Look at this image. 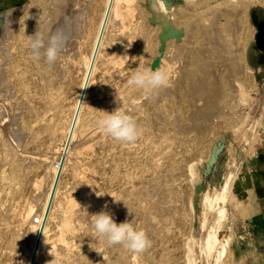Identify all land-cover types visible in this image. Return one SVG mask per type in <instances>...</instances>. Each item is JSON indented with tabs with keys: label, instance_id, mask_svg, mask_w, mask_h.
<instances>
[{
	"label": "bare ground",
	"instance_id": "6f19581e",
	"mask_svg": "<svg viewBox=\"0 0 264 264\" xmlns=\"http://www.w3.org/2000/svg\"><path fill=\"white\" fill-rule=\"evenodd\" d=\"M40 1L41 0L37 1L39 2L38 8L44 6H41L42 4ZM53 1V3H48V8L44 7L48 10V13H36L39 10L37 11L36 7L33 8V6H37L34 5L33 1H30L33 3V6L26 1L19 5L18 8H12L13 10H9L11 15L8 17L11 30L6 27L5 22L0 30V58L2 61L4 56L12 58L11 63L7 66V71L0 67L1 84L3 82L5 84L6 82V88L9 81L8 78L13 76L16 79L14 84L19 86L18 89L21 88V90L24 91L22 95L21 93L15 95L13 92L9 91V93L11 92L12 94H1L0 96V149L4 152V156H0V162L5 160L6 154L14 158V161L11 162V168L9 167V173H4V170L1 168L0 179H9V181L14 180V186H20L24 183L27 175L26 172L28 173V171L25 170L23 166L25 164L22 163L24 160L22 158L23 161L20 160L18 154L23 156V158H30L32 162H34L35 156H38V159H36L38 160L36 164L38 173H35L37 179L33 183L34 187L31 190V193H33L31 194L32 199H30L29 203L21 210L14 212L16 219L14 227L12 225L10 229L7 240L4 239L3 235L8 231L6 228H9V225L11 226L9 220L11 217H6L3 219L4 222L2 220L3 223H0V264H29L33 255L36 238L42 224L43 228L39 242L33 255V264H45L52 255H62L65 264H79V260L68 256L72 245L69 244V240L65 241L67 238H76L78 223H81L79 218L74 217L76 214L72 216V207L77 204L78 197H81L91 205L99 202L100 198H104L106 202L105 205H107L109 212L112 216H116L117 224L125 222L120 216H126L128 213L125 220L129 222L132 221L134 227L138 230H144L151 242L159 240V244H162L163 242L161 241H164L162 239L179 238L183 234L181 230L182 227L186 225L189 218H192L194 208L189 196L186 195L185 182H179L177 180H179L181 173L184 174L186 170L191 169V165H193L191 161L193 162V160L199 157H205L207 145L211 144L209 142L211 135H209L210 132L207 131L211 114L214 115V111L217 109L220 111L225 107L233 109L235 104L232 103L233 101L231 102L230 95L235 94L236 97L242 96L244 91H248L250 88L254 87V76L247 65L246 48L248 40L255 37L256 31L250 21L248 11L243 8L245 0H232L233 3H218L220 7L215 8L216 6L214 5L215 7L213 6L214 8L205 14L200 13L201 15H194L189 14V11L182 12L173 18L171 24L172 28L169 29L173 33V36L170 40L167 39L166 46L171 51L170 56L172 57L174 55L179 59L177 71H175L177 72L176 76L171 73L174 67L171 63L172 58L170 59L169 55L162 52L161 56L157 59H155L153 55L157 49H161V43L168 32L164 30L163 27L158 26L156 27V29L158 28L156 34L157 40L155 38H149L148 41H144L145 38L141 35L144 38H142L144 43H142L143 46L141 45L143 47V54L140 60L146 63L145 65L143 64V66L142 64L136 65L143 69L151 66L152 63L158 64V61L160 62L158 66L163 68L167 73L169 77V86L160 89L156 93H150L151 95L148 94L153 100L154 98L156 99L158 95L157 101L159 102H154L158 104L159 109L164 110V116H166V118L169 116L173 118L169 123L167 122L170 127L167 125L166 119L163 120L162 118L163 123L161 122L155 125L152 123V126V124L147 121V116L151 115V112H148L146 110L147 108L143 109L141 105L145 101H141L142 103L139 105L133 104L134 108L131 109H135L137 112L141 113V116L137 113L139 118H134L141 130V135L134 144H122L102 133L96 126V118L103 115V113L98 110L111 114L116 108L122 107L123 109L125 107H123L122 103L125 102L126 99L121 98V95L123 97L125 96L124 93L121 91V94L120 90L113 91L109 89V85L104 82L100 83L101 81L99 78L103 77V80L107 82V80L114 76V71L111 70L113 67L112 64L118 63L128 55V44L123 43V39L118 41L120 37L122 38L124 36L119 34L120 37H117L114 33V28L116 29L117 25L122 28L125 25H129L128 23L133 16L132 12L134 7H132V4L135 0L111 1L80 104V95L86 81L92 55L110 0ZM82 1H85V3ZM150 2L153 7V0H150ZM50 3L53 5L50 6ZM139 5L141 6V4ZM41 10L42 9H40V12ZM153 10L157 16L162 17V22L166 21L163 16L164 13H166L163 7H161L159 11L154 8ZM137 15L139 16V14ZM218 15L220 17H218ZM130 26H132V24ZM131 28L133 29V27ZM37 30L43 34L45 41L57 30H63L68 35V40L64 49L59 54L57 61L51 66L46 64L43 59H41L43 60L42 63L41 61L39 63L32 60L27 52L29 50L27 36L34 35ZM120 30L116 33L120 32ZM140 32L143 34L145 33L146 36H150L151 34V30L149 29H141ZM123 34L125 33L123 32ZM136 35L137 34H135V37ZM11 48H13L12 51ZM139 50H141V48ZM176 60L177 58L175 61ZM20 65L23 67H20L21 69L19 70L17 67ZM232 65L241 67L243 70V78L246 77L249 81L241 79V76H237L239 73L237 74L234 71L236 68L234 66L233 69ZM230 66H232V69L230 68L231 70H228ZM127 67L131 68L130 66ZM222 67H225L226 70H223ZM31 72H34L37 76L34 80L36 79L35 82L41 86V92L29 89V83L24 80L25 74H31ZM62 72H64V76H62ZM102 89H105V93H109V95L104 94V96L101 97L99 92L102 91ZM132 90H135L136 93L139 89L132 86L126 88L127 92H132ZM118 93L121 94L119 95L120 97L117 96ZM18 96L21 97L22 104L28 105V114H20V125L17 126V129L12 130L13 125L11 126L12 129L8 126L7 129L5 125L7 123H3L4 117H7L6 105L9 103L11 106L10 110L14 113L17 107H19V102H17ZM24 97H26V99ZM138 97L140 98V96ZM32 98L35 100L34 103H32ZM133 99L134 98H132V100ZM199 99H203L205 103L203 102V105H201L197 102ZM135 101L137 102V100ZM22 104L21 106L23 108L25 105ZM157 104L154 103V105ZM10 106L8 105V107ZM148 106L146 104L145 107ZM131 109L130 112L132 111ZM126 111H129V109ZM185 113L190 116L189 123L180 119ZM158 114L157 112V115ZM15 115L17 116L18 114ZM158 117H160V115ZM158 117L155 120H157ZM159 121L157 120L154 123ZM149 124L153 127L154 131L151 129L153 132L149 131V128H151ZM10 125L11 123L9 126ZM189 128H192L194 133L192 138L189 139L191 143L183 149L181 155L182 159L180 161L174 160L173 156L175 153H172L171 149L168 150V153L161 152V147L163 145L166 147L182 145L183 141L176 139L178 138L176 133L187 129L186 132L188 134L190 131H188ZM156 131H158V133H156ZM88 134L94 135L93 139H95V142L93 143L91 141L92 145L89 143L90 146L87 145L88 147H84L85 145L83 146V144L87 143H85V141H87L86 137ZM137 144L144 146V156L137 155ZM154 147H156L157 150H153ZM95 148H101L103 150L100 158L92 157L93 159H89L90 156H87L95 151ZM63 153L64 157L61 164L60 175L53 192L47 216L43 223L44 212ZM157 155H160L159 159L154 158V156ZM182 161H185L187 165H185V162H183V164ZM175 162L177 164H175ZM134 168H136V171H134ZM100 171L111 184L110 187H103L102 197L97 195L98 193H96L95 189V187L99 185L100 179L103 180ZM150 171L154 172L155 175L149 173ZM66 175L68 176L69 182L74 185L72 187L76 188L78 190L77 192L81 194L77 198L72 196L74 195L73 193L69 194L68 190L70 189L67 188V185L63 184V178ZM233 177L232 171L227 173L221 190L215 192V194H210V196L206 198V204H208L209 207H211L214 202L219 203L220 207H216L221 217L225 215V199L230 192ZM68 180H66V182ZM11 182L13 183V181ZM16 191L17 190H15V192ZM40 191H42V194H40ZM39 194L41 198L38 201L37 198H39ZM115 199L119 202L115 201ZM11 209L13 210V207ZM128 209L131 214H129ZM96 212L97 211H95V213ZM85 213L86 212H84V214ZM35 214L42 217L40 224L33 222ZM27 220H29V223L26 224ZM200 226L202 227L201 224ZM218 229L219 227H215L214 230H209V232L207 231L208 233L206 232L207 234L204 238L205 251H203V253L212 252L211 250L220 241ZM20 230L21 232H19ZM85 230V234H79L80 236H78V240L85 241L88 246L87 254L85 251L83 252L85 255H88L92 248L97 251L96 248L101 247L99 250L102 252L101 255H108V260L106 262L104 261L102 264L174 263L162 259L160 253L162 248L158 250V248H155L157 244L153 242L146 252L137 255L119 245L108 247L101 240L98 242L103 243V245L95 244L96 241L92 243L91 239L93 236L91 238V235H89V227L86 226ZM20 233L24 237L22 249L20 251L21 254H19V257L14 256L12 263H8L6 262V260H9L8 258L4 260L2 254L3 250L12 248L16 242L18 243L20 240ZM227 239L228 238L225 239L224 243H226ZM72 240L73 239H71V241ZM60 244L65 247L63 249L59 248V246H61ZM71 244L74 243L72 242ZM57 246L58 248H56ZM176 246L178 247L180 245L177 244ZM10 251L12 252V250ZM107 251H109V253ZM201 251H198V253ZM218 251L219 259V257L221 258L220 255H224V252L227 251L225 244L221 243V249ZM154 253L155 255L159 254V256H154ZM184 253H186V251H184ZM83 255L84 254H82V257ZM114 256L116 258H113ZM249 256L250 254L246 255L240 261L242 263H244V261L246 262L247 258H250ZM88 258L89 255L87 256V260L91 259ZM188 258H183L179 262L174 260L176 262L174 264H192V260ZM240 261H236L235 264H240ZM87 262L85 264H87Z\"/></svg>",
	"mask_w": 264,
	"mask_h": 264
},
{
	"label": "rangeland",
	"instance_id": "374dc122",
	"mask_svg": "<svg viewBox=\"0 0 264 264\" xmlns=\"http://www.w3.org/2000/svg\"><path fill=\"white\" fill-rule=\"evenodd\" d=\"M26 1L31 6H33V3H34V5H37V6H33V8L36 7L37 11L39 10L36 13H48V10L45 9L44 7L48 8V5H49L48 3L49 2H52V3L54 2L53 0H41L40 1V3L42 4L41 6H43V5L44 6L41 7V8H38V3H39V2H37L38 0H35L36 2L34 0H20V1H17V0H0V30L2 29L1 26L5 22V18H6L7 12L9 10H11L12 8L13 9L18 8L19 5H21L23 2H26ZM30 1H33V3L30 2ZM44 2H46V3H44ZM82 2L85 3V1H82ZM52 3H50V6L53 5ZM218 3H233V2H232V0H202V1H198V0H162V7L165 9V12H166L163 15L164 19L166 20L165 21L166 23H165L164 21L162 22V17H159V16H157L154 13V10H153V7H152V3L150 2V0H135V2H133L134 5L132 4V7H134V8H133V12H132L133 13L132 17H134V18L131 17L130 22L128 23L129 25H125L123 28L122 27H118V25H117V27L115 26L116 29L114 28V33L117 35V37L118 36L120 37L121 34L124 36L122 38L120 37V39L118 41L123 39L124 40V41H122L123 43H126V44L131 43V47L130 48L127 47L128 48V50H127L128 55H127L126 58H124L123 60L119 61L118 63H115V64L113 63L112 64L113 67L111 68V70L114 71V76L112 78H110L109 80H107V82L103 80V77L99 78V80L101 81L100 83L104 82V83L109 85L108 86L109 89H111L113 91H115V90L119 91L120 90V93H121V91H122V93H124V95H125L124 97L121 95L122 93L121 94L118 93L117 96L120 97L119 95H121V98H125L126 99V101L122 103L123 107L125 106L123 108L124 111L129 109V111H126V113H129L130 116H132V114H133V116H132L133 118H135V117L139 118L137 116V113H139L138 115H140V116H141V113L137 112V110L131 109V108H134L133 104L139 105L143 101H145V102L147 101L146 103L143 102V104L145 103L144 104L145 106H146V104H147V106L149 105L148 107H145L143 104H141V105L143 106L142 107L143 109L147 108L146 110L148 112H151L150 113L151 115H149V113H148L149 116H147L148 117L147 118L148 123H150V124L153 123L155 125L157 123H161V122L163 123V120H165V119H166L165 120L166 123L167 122L169 123V121L173 117L169 116L168 118H166V116H164V110L159 109V106L157 104L159 102V101H157L158 100L157 99L158 95L156 96V99L154 98V100H153V99L150 98L151 94L149 93L150 94L149 95L145 91L137 90L138 93H137V91L135 93V90H132V92L131 91H129V92L126 91V88H130L131 87L130 85H128L127 81L131 77L132 73H134V71H135L134 69H137L138 67L141 68L140 66H137V65L142 64V66H143V64L145 65V63H146V62H143V61L140 60L141 59V55L143 54L142 53V50H143L142 43H144V41H146V40L148 41L149 38H155L156 39V34H157V29H158V28L156 29V27H158V26L159 27H163L164 30H166L168 33H167L165 39L163 40V42L161 43L162 44L161 45V49L160 48L157 49L156 52L153 53V55L155 56L154 57L155 59L159 58L161 56L162 52H165L166 55H169L170 59L172 58L171 59L172 60L171 63L173 64V67H174L172 69L173 72H171V73H173L176 76L177 72H175V71H177V65L179 63V59H178V57H175L174 55L171 57L170 56L171 51L166 46V44H167L166 42L168 41L167 39L170 40L172 38V36H173V33L171 32V30H169V29L172 28L171 24H172L173 18H175V16H177L178 14H181L182 12H189V11H190L189 14H194V15L205 14V13L209 12L211 9H213L215 6H216L215 8L220 7V5ZM255 3H256V1L254 2V0H245V5L243 6V8H245L248 11V13H249V10L251 9V5H253ZM139 4H141L142 7ZM217 5H219V6H217ZM50 6H49V8H50ZM43 8H44V10H43ZM176 8H177V10H176ZM40 9H42L45 12H43L42 10L40 12ZM135 11H136V13H135ZM145 12H146V15H145ZM171 13H173L174 15L171 14ZM137 14H139V16ZM140 16H141V19H140ZM218 17H220V16L218 15ZM143 18H145V19H143ZM137 21H138V23H137ZM146 22H148V23H146ZM131 24H132V26H130ZM143 24H146V25H143ZM134 25H135V27H134ZM131 27H133V29ZM129 29L130 30L132 29L131 31H133L134 33L131 32ZM141 29H149V30H151L150 36H146L145 33L144 34L141 33L140 32ZM118 30H120V32L116 33ZM155 30H156V32H155ZM122 31L125 34H123ZM31 34H34V33H31ZM135 34H137L136 37H135ZM141 35L144 36L145 39ZM142 38L144 39V41H143ZM250 40H248V43L250 42ZM139 44H140V46H139ZM247 47H248V45H247ZM140 48H141V50H139ZM12 50H13V48H11V51ZM27 52L31 56L30 49ZM246 57H247V48H246ZM176 58H177V60L175 61ZM11 60H12V58L7 57V56L3 57V61L0 58V61H1L0 62V67L4 68L5 71H7V69H8L7 66H8L9 63H11ZM40 61H41V63L43 62V60H40ZM40 61H37V62L40 63ZM159 63H160L159 61H158V64H153L152 63L153 65L151 64V66H149V67L153 71H155L157 68H159V66H158ZM127 66H130L131 68H129ZM232 66H233V69H234V66H235L236 70H234V71L237 74L239 73V75H237V76H239V77L241 76L240 77L241 79H246L247 81H249L248 78H246V77L243 78V72H242L243 70H242L241 67H238L236 65H232ZM232 66H230L228 68V70L230 68L232 69ZM20 67L22 68L23 66L20 65L19 67H17V69L19 68V70H20L21 69ZM225 67H222L223 70L225 69ZM226 69H227V67H226ZM18 73H20V72H18ZM62 73H63L62 76H64V72H62ZM36 77L37 76L35 75V73L31 72V74L30 73L25 74L24 80L29 83L28 84L29 89H31L32 91L35 90L36 92H41V89H40L41 86L38 83L35 82L36 79L34 80V78H36ZM123 79H124L125 82L123 81ZM8 80L9 81H8V85L6 86V88H5L6 82H5V84H4V82L1 84V81H0V88L3 87L2 89H0V91H2V92H0V96H1V94L10 95V94H12L11 92H13L15 95H18L20 93H21V95H22V93L24 94V91H22L21 88L18 89L19 86L18 85L16 86V84H14L15 81H16L15 77L11 76V77L8 78ZM255 84L256 83H255V80H254V87L250 88L248 91H244L242 96H237L236 97L235 94H231L230 95L231 96V102L233 101L232 103L235 104L233 106L234 107L233 109L230 108V107H228V108L225 107V108L221 109L220 111H219V109H217L218 111L217 110L214 111L213 112L214 115L211 114V116L209 117L207 131H209L210 132L209 135H211L210 140H209V142L211 144L207 145L208 147L206 149L205 157L204 158H200L199 157V158L195 159L196 161L195 160H193V162L191 161V163H193V165H191V169H189V170L185 169L186 171L184 172V174L181 173V176H179V180H177L179 182L180 181L181 182L182 181L185 182L186 195L189 196V199L192 202L193 208H194L193 216H192V218H189L187 223H186V225L182 227L181 230H182L183 234L179 238H177V239H174V238L162 239V240H164V241H161V242H163L162 244H159L160 243V242H158L159 240L152 241L154 244H157L155 248H158V250H159V248H162L160 253H161L162 259H164L165 261L167 260V261H171V263H173V262L176 263L174 260L179 262L183 258L186 259L189 256V258L192 260V264H233V262L231 261V257H230L231 237L229 235H226L227 232L223 230L222 224L231 215L233 217L237 218V219H240V208H239L240 203H239V200H237V198L235 197V195H234V193L232 191V184H231L230 192L228 193V196H226L227 200L225 199V204H224V207L226 208L225 215L221 217L219 211L217 210V207L218 206L220 207L219 203H215L214 202L216 205L213 203L214 205L212 204V206H211L212 208H211V207H209L208 204H206V201H207L206 198L209 197L210 194L211 195L215 194V192L221 190V188H222V186L224 184V181H225L227 173L232 171V173L234 175V177H233V180H234L235 179V171L236 172L243 171V154H244V152H245V155H246V157L248 159H249V157L253 158L252 160L250 159V162H249V167L250 168H252L256 164L255 163L256 160L261 159V157L263 155V151L261 149V148H263V146H260V143L263 142V144H264V139L263 138L260 139V138H256V137L258 136L257 135L258 134V128L261 129V127H264V97L262 98V97L257 96V94H256L257 88H256ZM29 85H31V86H29ZM124 86H125V88H124ZM7 89H10V90H7ZM9 91H11V92L9 93ZM105 92H106V90L102 89V91L99 92V95L101 97H103L104 94L109 95V93H105ZM138 94H140V95H138ZM135 96H136V98H135ZM138 96H140V98ZM146 96H147V99H146ZM230 96H229V98H230ZM24 98L26 99V97H24ZM94 98H96V97H94ZM132 98L137 100V102L134 99L132 100ZM202 100L203 99H201V100L199 99L197 102H199L201 105H203L204 100L203 101ZM32 101H31L32 103L35 102L34 98H32ZM128 101H130V102H128ZM154 101H156L157 103L154 102ZM17 102H19V104H18L19 107H17V109H16V111H14V113L10 110L11 109L10 104L8 103V105L10 107H8V105H6L7 117L6 118L4 117V122L3 123H5V122L7 123V124H5L6 127L7 126L11 127L13 125V129L11 127L12 130L17 129L18 128L17 126L20 125L19 124L20 123V120H19L20 119V114L21 113L22 114H26V115L28 114V105L26 106V104H22L21 103V97L20 96H18ZM20 103L22 105H25V106H23V108H22ZM124 103H125V105H124ZM154 103L157 104V105H154ZM129 105H131L132 107L129 106ZM235 106H236V108H235ZM24 107H25V109H24ZM7 109H9L10 111L7 110ZM130 109L132 110L131 112H130ZM152 110H154V111H152ZM157 112L159 113L158 115H157ZM10 114H13V115H10ZM15 114H18V115L16 116ZM159 115H160V117H158ZM157 117H158L157 120L158 121L160 120V121L154 123L155 121H157V120H155ZM180 119L184 120V121H186L188 123L190 122V116L186 115V113ZM181 120H179V121H181ZM149 121H151V122H149ZM8 122H9V124L11 123L10 126H9ZM16 122H18V123H16ZM168 123H167V125L170 127V125ZM153 124H152V126H153ZM152 126H151V128H149L150 129L149 131H151V132L154 131ZM8 127H7V129H8ZM186 130L187 129H185L183 131H178V133H176V136H178V138H176V139H178L180 141H183V144L186 141H188V142H186L184 144V147H183V144L179 145L180 147L179 146H167L166 147V146L163 145L161 147V152H167L168 153V150L171 149V152L175 153V155L173 156L174 160L175 161H177V160L180 161L182 159L181 155H182L183 149L189 143H191V141L189 139L192 138V135L194 133V130L192 128L188 129V131L190 130L189 131L190 134H189V132L187 134ZM156 133H158V131H156ZM91 135L92 134H90V135L88 134L87 135V137H86L87 141H85V143L86 142L87 143L83 144V146L85 145L84 147H88L87 145H89V143H90V145H92V142L93 143L95 142V139H93L94 135H92V137H91ZM89 137H91L92 139L89 138ZM243 142H246L244 151H243ZM219 145H222L221 150L218 152L216 159L214 161H211V157L215 153V150L218 149ZM136 146L138 147L136 149L137 155L138 156H144L143 155L144 146L140 145V144H137ZM155 149L157 150L156 147L153 148V150H155ZM0 151H1L0 152V156H4L3 155L4 152L1 149H0ZM35 151H36V149H35ZM102 152H103V150L101 148H95V151L91 152L87 157L90 156L89 159H93V158H96V157L100 158V155H101ZM159 156L160 155L154 156V158L155 159H159ZM18 157H19L20 160L23 159L25 161L24 162L22 160L23 161L22 163L23 164L25 163L24 165L23 164L22 165L24 166L25 170L28 171V173L26 172L27 175L25 177L26 179L24 180V183L20 185L21 187L17 186V185L14 186L15 185L14 180H10L9 181V179H7V180L6 179H3V180L0 179V203H1L0 207H2V208H0V215L1 216L3 215L2 217L0 216V223H3L4 222L3 219H5L6 217L7 218H9V217L12 218V219L9 218V220L11 222L10 223L11 226L9 225V228H6V230L8 229V231H6L4 233L5 235H3L4 239H6V240H7V237H9L10 229H11L12 225L14 227V223H15V219H16V216L14 215V212H17V211L21 210L25 205H27L29 203L30 199H32V195L31 194H33V193H31V190L34 187L33 183L37 179V176H35V173L36 174L38 173V171L36 170V166H37L36 164H37V161H38L36 159H38V156H35L34 162H32V160H30V158L29 159L28 158L26 159V157L23 158V156H21L19 154H18ZM86 159H88V158H86ZM86 159H85V161H86ZM12 161H14V158H12L10 155L6 154L5 155V160L3 162H0V170L3 169L4 173H6V174L9 173ZM183 162H185V161H182V163ZM32 163H33V165H32ZM54 164H55V161H54ZM175 164H177V163L175 162ZM31 165H32V167H31ZM185 165H187L186 162H185ZM134 171H136V168H134ZM100 173H101V171H100ZM149 173H152V174L155 175V173L152 172V171H150ZM66 177H67V179H66ZM101 178H103V180L100 179L99 185H97L95 187L96 193H98L97 195L100 196V197H102V189H103V187H110V185H111L105 179V176L103 175V173H101ZM66 180H68V176L67 175L63 178V184L67 185V188H69L71 190V192H70V190H68L69 194L73 193L74 195H72V196H74L75 198L80 196L81 194H79L77 192L78 190L76 188L72 187L74 185L71 182H69V180L66 182ZM11 181H13V183ZM6 182H8V183H6ZM65 182H66V184H65ZM153 182H155V181H153ZM232 183H233V181H232ZM9 186H11V187H9ZM16 187L17 188L19 187V188L17 189ZM1 189H2V192H1ZM75 189H76V191H75ZM15 190H17V191L15 192ZM18 191H20V192H18ZM14 193H16V194H14ZM40 194H42V191H40ZM40 194L38 195L39 198H37L38 201L41 198ZM75 194H77V195H75ZM78 198H77V204L74 207H72V216H74L76 214L74 217L79 218L81 220V223H78V229L76 231L77 235L75 234L76 238L72 237L71 238V239H73L72 241H71L70 238H67L65 240V241L69 240L68 241V242H70L69 244L72 245L71 251L69 252L68 256H71L72 258H75V259L79 260V264H85L87 261H88L87 264H102L104 261L106 262L108 260V255H106V256L105 255H101L102 252L99 251L101 249V247H98L99 249L96 248L97 251H95L94 248H92L93 251L90 250L89 251L90 254H88L89 258H91V259L88 258L89 260H87V256L88 255H85V253L83 252V251H85L86 254L88 252L87 251L88 250L87 243L85 241H79L78 240V236L85 234L86 233L85 227L88 226L89 227V231H88L89 235H91V238L93 236V238L91 239L92 243H94L96 241L95 244L103 245V243L98 242L99 239L96 237L94 229L91 227L92 221H91L90 215L91 214L93 215L95 213V211H97L95 214H98V213H100V211H108L109 212V210H108V208L104 207L105 203H106L104 201L105 200L104 198H100L99 202H96L95 204H92L93 206L91 204H88L81 197H78ZM78 200H79V202H78ZM100 203H101V205H100ZM223 203H222V205H223ZM204 204H206V205H204ZM12 207H13V210L11 209ZM204 207H205V209H204ZM92 208H93V210H92ZM2 211H4V212H2ZM10 211H11V213H10ZM84 212H86V213L84 214ZM7 213H8V215H7ZM4 214H5V216H4ZM86 215H87V217H86ZM127 215H128V213L126 214V216ZM219 215H220V219H219ZM126 216H120V218L123 219L124 221H126L125 220ZM113 219L116 222V216H113ZM2 220H3V222H2ZM218 220H220V221H218ZM27 223H29V220H27L26 224ZM200 224L202 225V227L200 226ZM80 226H81V228H80ZM214 226L215 227H219L218 236H219L220 241L211 250L212 252L203 253V251H205V248H204L205 235L209 232V230L210 231L214 230L215 229ZM82 227H84V228H82ZM82 229H83V231H82ZM19 232H21V230ZM236 232L238 234H240L241 237H243V227H241L240 224L237 225ZM23 238H24L23 235L20 233V240L22 242L19 240L18 243L17 242L15 243V244H18V245L14 244L12 246V248H9V249L6 248V250H3L2 254H3L4 260H6L7 258L9 259V260H6V262H8V263L11 262L12 263V261H13L12 259L14 258V256L19 257V254H21L20 251L22 249V243L24 241ZM226 238L229 239V240L227 239V241H226V243L228 242L227 244L224 243ZM72 242L74 244L75 243L76 244L75 245L71 244ZM221 243L225 244L227 251L224 252V255L222 254L223 256L220 255L221 258L219 257V259H220L219 260L217 252H219L218 250L221 249ZM177 244L180 245V246L177 247L176 246ZM60 245L61 246L58 245L59 248L63 249L65 247L62 244H60ZM73 245H74V247H73ZM58 246L56 248H58ZM201 246H202V248H201ZM260 247L264 248V241L261 242ZM201 249H202V251H201ZM10 250H12V252ZM184 251H186V253H184ZM198 251H201V252L198 253ZM107 252L109 253V251H107ZM13 253H14V255H13ZM82 254H84L83 257H82ZM226 254H228V255H226ZM199 255H201V256H199ZM84 256H86V257H84ZM154 256H159V254L155 255V253H154ZM249 257L250 258H247L246 262L244 261V263H242L240 261V264H249V261H253L255 264H264V256L260 257L259 259L251 258V255ZM113 258H116V257L114 256ZM52 259H53V256L46 263L49 264V262ZM81 259H82V261H81ZM85 259H86V261H85ZM83 260L85 261V263H84ZM80 261H81V263H80ZM162 264H163V262H162Z\"/></svg>",
	"mask_w": 264,
	"mask_h": 264
},
{
	"label": "clouds",
	"instance_id": "9594fccd",
	"mask_svg": "<svg viewBox=\"0 0 264 264\" xmlns=\"http://www.w3.org/2000/svg\"><path fill=\"white\" fill-rule=\"evenodd\" d=\"M161 7L162 0H153V8L155 10L159 11ZM10 15L11 12L7 13L5 18V25L9 30H11L8 19ZM67 40L68 35L63 30H57L51 34L47 41H45L43 34L37 30L34 35L27 36V44L31 51L32 60L40 61L43 59L46 64L53 65L64 49ZM127 47L130 48L131 43ZM127 83L147 93H156L160 89L169 86V77L165 70L160 67L155 71L150 67L143 69L138 67L128 79ZM98 111L103 113V115L96 118V126L102 133L122 144H134L138 140L141 135V130L137 121L127 114L122 107H118L111 114L105 111ZM115 201L119 202L116 199ZM105 208H107V205H105ZM129 214H131L130 210ZM90 217L92 221L91 227L94 229L96 237L108 247L119 245L137 255L146 252L151 247L152 242L146 232L134 227L132 221L129 222L126 220L125 222L117 224L112 214L108 211H101ZM250 255L255 258V253H251ZM52 256L54 258L49 264H65L62 255Z\"/></svg>",
	"mask_w": 264,
	"mask_h": 264
},
{
	"label": "crops",
	"instance_id": "0c3cea01",
	"mask_svg": "<svg viewBox=\"0 0 264 264\" xmlns=\"http://www.w3.org/2000/svg\"><path fill=\"white\" fill-rule=\"evenodd\" d=\"M251 5L249 18L256 35L248 43L247 64L254 76L257 96L264 97V0H254ZM260 94V95H259ZM262 94V95H261ZM256 138L264 139V127L258 130ZM244 138V137H243ZM246 142H243V151ZM261 159L250 168L249 159L243 154V171H235L232 191L239 200L240 219L229 216L222 224L226 235L231 237L230 257L233 264L240 261L247 254L255 253V259L264 256V248L260 247L264 241V144ZM249 167V168H248ZM240 222V223H239ZM243 227V237L236 232L237 225ZM261 237V238H260ZM243 238V239H242ZM251 258H253L251 256ZM231 262V263H232ZM249 264H255L249 261Z\"/></svg>",
	"mask_w": 264,
	"mask_h": 264
},
{
	"label": "water",
	"instance_id": "95a60500",
	"mask_svg": "<svg viewBox=\"0 0 264 264\" xmlns=\"http://www.w3.org/2000/svg\"><path fill=\"white\" fill-rule=\"evenodd\" d=\"M111 1H112V0L109 1L108 6H107V8H106V12H105V16H104L103 23H102V26H101L100 34H99V37H98V40H97V43H96V46H95V49H94V52H93V55H92V59H91V62H90V66H89V69H88V73H87L86 81H85V83H84V86H83V89H82V92H81V95H80L79 104H80L81 98H82V96H83V92H84V90H85V85H86V82H87V78H88V75H89V72H90L91 66H92V64H93V60H94V58H95V54H96V51H97V46H98L99 39H100V36H101L102 30H103V27H104V24H105V20H106V17H107V14H108V11H109V8H110V5H111ZM79 104H78V105H79ZM77 109H78V108H77ZM76 112H77V111H76ZM75 116H76V114H75ZM73 122H74V121H73ZM221 147H222V145H219L218 149L215 150V153H214L213 156L211 157V161H214V160L216 159L218 152L221 150ZM63 157H64V153H63V155H62V157H61V160H60V166H59L58 171H57V173H56V176H55V179H54V183H53V186H52V189H51L50 195H49V199H48V202H47V205H46V209H45V212H44L43 223H44L45 218H46V216H47V212H48V210H49V207H50V204H51V201H52L53 192H54V190H55V186H56V184H57V180H58L59 175H60V170H61V164H62V162H63ZM42 228H43V224L41 225L40 230H39V233H38L37 238H36V242H35V246H34V250H33V255H34L35 249H36V247H37V244H38V242H39V238H40V235H41ZM33 255H32L31 259H30V263H29V264H33Z\"/></svg>",
	"mask_w": 264,
	"mask_h": 264
},
{
	"label": "built area",
	"instance_id": "2783aa9c",
	"mask_svg": "<svg viewBox=\"0 0 264 264\" xmlns=\"http://www.w3.org/2000/svg\"><path fill=\"white\" fill-rule=\"evenodd\" d=\"M258 130H260V128H258ZM41 221H42V217L35 214V216L33 217V222L36 224H40Z\"/></svg>",
	"mask_w": 264,
	"mask_h": 264
}]
</instances>
